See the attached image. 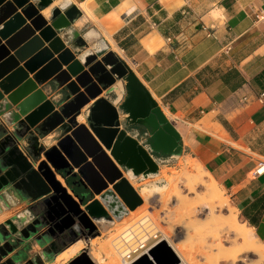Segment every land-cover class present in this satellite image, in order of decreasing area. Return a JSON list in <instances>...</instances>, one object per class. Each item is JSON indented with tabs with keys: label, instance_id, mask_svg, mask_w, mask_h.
<instances>
[{
	"label": "crops",
	"instance_id": "0c3cea01",
	"mask_svg": "<svg viewBox=\"0 0 264 264\" xmlns=\"http://www.w3.org/2000/svg\"><path fill=\"white\" fill-rule=\"evenodd\" d=\"M28 3L38 8V14L56 31L79 65L89 55L101 59L109 52L126 65L178 141L177 154L152 158L157 169L158 161L173 157L188 156L196 160L220 182L238 217L252 227L264 245V172L256 174L258 166L264 165V150L248 147L264 145V97L262 103L257 101L264 94V0H69L64 8L52 7L48 17L41 14L45 8L38 7V0ZM81 4H85L86 10L79 7ZM70 7H75L78 13H74L71 22L65 19V27L55 28L53 24L60 18L54 21L52 12L57 9L64 13ZM10 11L0 28L13 19L17 21L6 39L24 21L21 9ZM166 38L171 42L167 43ZM232 71L239 78L228 85L223 79ZM28 78L32 79L33 75L29 74ZM50 83L49 80L37 86L16 106L0 91V130L12 132L17 122L41 102L58 101L59 92ZM121 83L115 81L85 105L76 118L77 126L88 127L89 109L97 99L103 98L117 110L123 128L127 115L119 110L124 97ZM34 95L39 99L26 105V100ZM218 116L233 128L235 136L229 135ZM145 132L150 135V131ZM34 134L38 146L44 150L55 146L62 137L59 129ZM126 135L148 150L144 146L145 136L141 137L137 130L129 128ZM235 144L246 150L236 148ZM28 146L24 139L19 149L25 154ZM43 159L41 154L38 162ZM62 184L68 189L63 180ZM28 204L18 202L5 190L0 191V218L14 212L0 221V225ZM28 244L31 250L26 253L27 259L38 248L29 241L23 246Z\"/></svg>",
	"mask_w": 264,
	"mask_h": 264
},
{
	"label": "water",
	"instance_id": "95a60500",
	"mask_svg": "<svg viewBox=\"0 0 264 264\" xmlns=\"http://www.w3.org/2000/svg\"><path fill=\"white\" fill-rule=\"evenodd\" d=\"M5 1L0 0V25L10 16L9 9L11 13L21 9L24 21L7 39L6 34L17 20L13 19L0 28V91L8 96L12 106H16L37 86L50 80L51 88L58 91L60 97L58 101L41 102L17 122L12 132L0 130V191L23 190L31 203H41L47 211L72 206L90 225V219L80 210L79 204L83 199L76 197L77 202L74 201L72 190L68 194L67 188L57 181L58 175L65 183L70 178H77V182L85 183L95 196L111 186L122 203L132 210L140 199L118 167H125L127 171L130 169L137 176L156 172L157 165L147 151L126 135L130 127L128 123L148 128L150 151L168 150L171 144L168 127L158 129L157 120L149 115V104L143 95L149 100L150 97L112 52L101 59L89 55L79 65L57 37L56 31L38 14V8L28 3L29 0ZM51 1L38 0V7L46 8ZM72 13H78V10L70 7L61 13L56 9L51 18L55 21L63 17L71 22ZM29 74L33 75L32 79L28 78ZM117 80L122 82V90L127 94L126 100L119 105V110L127 115L123 128L117 110L103 98L97 99L89 109L86 117L88 127L77 126L76 118L80 110ZM38 99V95H34L26 100V105ZM157 119L160 124L164 123L159 114ZM49 129H59L62 137L55 146L44 150L38 146L34 132L42 135ZM24 139L29 144L25 154L19 149ZM41 154L44 159L38 162ZM57 195H60V206H50V201ZM55 214L58 218L62 216ZM27 222L23 221L24 224ZM22 233H26L24 239L27 240L35 229L28 223ZM85 252H80L68 264H91ZM151 255L153 260L144 258L135 264H178L166 243L159 245Z\"/></svg>",
	"mask_w": 264,
	"mask_h": 264
},
{
	"label": "bare ground",
	"instance_id": "6f19581e",
	"mask_svg": "<svg viewBox=\"0 0 264 264\" xmlns=\"http://www.w3.org/2000/svg\"><path fill=\"white\" fill-rule=\"evenodd\" d=\"M68 3L69 0H56L52 5L45 8L41 14L44 17H48L52 7L57 6L64 8ZM79 7L86 10L85 4H81ZM66 22L64 18H61L55 21L53 25L55 28L59 29L65 27ZM110 42L111 41H109V43ZM120 88L121 86L119 84V89ZM79 120L84 121L82 117H80ZM186 168L190 170H185L180 174H173L172 177L166 179L164 178L165 184L162 186L153 185L151 188L143 187L140 192L137 191L139 199L143 202L140 209L134 213L130 212L128 218L115 223L111 229L105 227L102 230L104 232L101 235L102 237L96 241L91 240L89 245H86V243L81 240L77 241L74 245L58 254L49 264H65L75 257V255L77 256L78 253L86 251L87 249L88 254L85 253L88 255L91 264H135L142 261L144 258L153 260L151 254L163 243H166L171 249L178 264H199L195 256H193L194 252L182 250L173 241V237L179 233V231L175 230L176 228L181 229L180 232L185 236V240H188L192 236L191 232L195 229L197 230L199 227L202 228L199 232L200 250L197 251L200 255L209 253L211 248L215 247L217 255L222 261L230 259L231 262H236L240 260L242 253L249 252L257 257V262L255 264L262 261L264 262V245L256 238L252 227L238 224L231 212L226 217L224 215L225 218H215V215L212 216L214 214H212V212L216 202L220 206L224 205V201L216 190L213 178L209 175L210 181L205 182L201 167L196 162H189ZM257 169L259 170V174L264 172V166ZM127 173L125 178L135 190L136 185L131 182L134 175L132 171ZM57 179L62 184L61 178L57 177ZM180 180L185 182L186 189L189 193H197L196 191L198 189H202L204 194L202 196H195L193 200H188L185 198V195L183 198L178 186V183L181 182ZM110 187L97 196L99 202L96 203L100 205L98 209L95 210L91 205H88L84 209L86 210V214L91 215L92 218H94L95 215H100L101 218L102 216L105 217L106 214H110L116 221H119L126 215L129 209L122 203ZM154 196L159 198L161 204L160 211L161 213L163 212L162 214L164 215L162 219L168 224V230H165L158 223V218L161 217L159 214L160 212L155 211L150 216L152 220L151 224L149 219H144L145 216H148L144 215V213H147L150 209L149 200ZM171 200L175 203L174 210H169L168 208ZM204 210L209 211L210 215L208 220L199 222L196 220L198 216L197 213L204 212ZM1 219L2 218H0V220ZM162 219H160V221ZM224 223L227 229L235 234V240L239 244V248L231 255H227L229 251L224 248V237L226 235L221 232ZM216 262L217 261H215V264H217Z\"/></svg>",
	"mask_w": 264,
	"mask_h": 264
},
{
	"label": "flooded vegetation",
	"instance_id": "af4514ba",
	"mask_svg": "<svg viewBox=\"0 0 264 264\" xmlns=\"http://www.w3.org/2000/svg\"><path fill=\"white\" fill-rule=\"evenodd\" d=\"M71 15L74 14L72 13ZM116 90L119 91L118 89ZM143 96L144 100L149 104V115L157 117V114H159V112L155 109L153 102H151V100H149L145 94ZM126 98L127 94L124 93L122 103L126 100ZM128 126H130V129L137 130L140 133L141 137L145 136L144 146H148V150H145L143 146H141V148L147 151L151 158L165 157L168 155L177 154L178 141L169 125L159 123L158 129L164 130V126L168 127L171 140L170 147L168 148V150L154 149L153 151H150L151 145L148 140L150 135H146L145 132L149 131L148 128L138 123H128ZM138 154L141 157L140 151ZM119 168L126 170L125 167ZM129 172H131L130 169L128 170V173ZM154 174H156V172H150L149 174L144 175L149 176ZM57 177L60 176L57 175L56 179ZM57 181L59 180L57 179ZM66 183L65 184L69 189H67L68 194H71L69 192L70 190H72L73 192L71 195L74 201L77 202L76 197L83 199L82 203L79 204V206L80 210L85 214L86 210L82 209V206L86 207L87 205H91V207L93 208L94 204H97L96 202H99L97 196H95L93 192L89 188H87L85 183L77 182V178H70ZM61 185L65 187L63 184ZM94 186L96 187V185ZM4 190L7 194L15 196L18 202L22 203L24 201H27L29 202V204L14 218L8 219L7 221H5V223L0 225V238H2V241L0 242V264H44L45 260L49 261L56 254H60V252L74 245L77 241L81 240L78 238L80 235H83L82 227L84 228L88 226V224L85 219H83L81 213L77 214V211L74 207L69 206V208L64 209L62 207H57L54 212L49 210L47 211L45 205L41 203H31L27 198L28 194L23 190ZM93 199L95 200L94 204H91L93 202ZM59 201L60 195H57L56 199H52L50 201V206L52 205L55 207L56 205H59ZM132 201H135V199H132ZM55 213H60L62 214V216L58 218ZM95 217L99 218L100 215H95ZM103 219L104 218H102V220ZM24 220L28 222L24 224ZM90 220L92 221V217L90 218ZM28 223L32 224V229H35V233L32 234L27 240H25L24 236L26 235V233H22V231L27 227ZM92 223L94 224L93 221ZM28 241L30 243H35L36 245L41 247L40 254L36 253L32 258L29 259L26 258V253L27 251L31 250V245L28 244L26 247L23 246L25 242Z\"/></svg>",
	"mask_w": 264,
	"mask_h": 264
},
{
	"label": "rangeland",
	"instance_id": "374dc122",
	"mask_svg": "<svg viewBox=\"0 0 264 264\" xmlns=\"http://www.w3.org/2000/svg\"><path fill=\"white\" fill-rule=\"evenodd\" d=\"M217 120L223 124L225 130L229 133L230 136H235L233 128H230L228 126L226 120L222 119L219 116L217 117ZM217 137H219L221 139L223 138L222 135H218ZM234 146L236 148H241L242 150H246L245 147H242L239 144H235ZM248 147L252 148V150H256V151L259 150V152H260V150L261 151L264 150V145H261V144H257V145L256 144H249ZM255 158H257V157H255ZM189 162H196L198 165H200L204 181L205 182L210 181V178H209L210 174L207 172V170L202 168L200 163H198L196 160H191L190 157H188V156H179V157H173L171 159H167L166 161H162V162L158 161L157 162L158 163V169L156 171V174H154L152 176L147 177L143 174L133 176V178L131 179V182H133L136 185L135 192L136 193H137V191L140 192V190L143 187L151 188L153 185H157V186L164 185L165 179L172 177L173 174H180L181 172H183L185 170L189 171L190 169L186 168V167H188ZM259 167H261V166H258V168ZM119 169L122 171L123 177L128 172L127 170H123L121 168H119ZM157 172H159V173H157ZM213 180H214L216 190H217L219 196H221L222 200L224 201V205L220 206L216 202L214 204L215 210L213 208L212 214L213 213L214 214L212 216L215 215L214 216L215 218H225L231 212V214L235 217V220L237 221L238 224L249 226L248 224L244 223L241 220V218L238 217V213H237L236 209L234 208L233 204L231 203L230 198L228 196V193L222 188V185L220 184V182H218L215 179H213ZM178 186H179V191H181L182 197L184 198V195H185V198H187L188 200L189 199L193 200V198H195V196H202L204 194V191L202 189H198L199 191L197 190L196 191L197 193H192V194L189 193L186 189V184L183 180L178 183ZM225 199H226V201H225ZM149 201H150L149 202L150 209L147 211V213H144V215H148V216H145L144 219H149V222L151 224L152 220H151L150 216L155 211L160 212L159 214L161 217L158 218V223L165 230H168V228H169L168 224L166 222H164V220L162 219V217L164 215L162 214L163 212L161 213V211H160V205L161 204L159 202V198L157 196H154ZM142 203L143 202L140 200V202H137L136 204H134L133 209L132 210L129 209L128 212L126 213V215H124L119 221H116L110 214H106L105 217L102 216L101 218L100 217L99 218H97V217L92 218V221L94 222V224L91 222L90 225L88 224V226H86L84 228L82 227V232H83L82 234L83 235H80L78 239H81V241L85 242L86 245L87 244L89 245L91 240L96 241V240L100 239V237H102L101 235L104 233L102 230L105 227L111 229L115 223L121 222L122 220L128 218L130 216V212H133V213L136 212L138 209H140ZM91 204H94V201ZM99 206H100L99 203L94 204L93 208L95 210H97ZM174 206H175V203L173 200H171L169 205H168L169 210H174V208H175ZM86 207L82 206V209H85ZM200 213H197L198 219L196 218V220H198L199 222H205L206 220H208V217L210 215L209 211L204 210V212L202 211ZM13 214H14V212L7 214L5 217H2V219L0 221L4 220L5 218H9V216H12ZM144 215H142V216H144ZM224 215H225V217H224ZM88 218L90 219L91 215H88ZM102 218H104V219L102 220ZM160 219H162V220L160 221ZM223 228H222L221 232H222V234L226 235L224 237V241H225L224 248L229 251V253L227 255H231L234 251H236L239 248V244L235 240V238H236L235 234L227 229L225 223L223 224ZM201 229L202 228L199 227L197 230L196 229L193 230L191 232L192 236L190 237V239L185 240V236L183 235V233L180 232L181 229L176 228L175 230L179 231V233L173 237V241L182 250H189L192 253L194 252L193 256H195V259H196V261H198L199 264H215V261H217L216 262L217 264H255L257 262V257H255V255H253V253H249V252L242 253L240 260H238L236 262H231L230 259L227 261H225V260L222 261V259L218 257L215 247H212L211 251L209 253L204 254V255H200L197 251L200 250L199 249V247H200L199 232L201 231ZM34 246H35V244H34ZM86 248H88V247H86ZM87 250H86V253H87ZM36 252L37 253L41 252L40 246H38V248H36ZM79 255H80V253L77 254V256H79ZM77 256L75 255V257H77ZM75 257H73L72 259H74ZM87 258H89L88 255H87ZM53 259H54V257L52 259H50L49 261L45 260L44 264L51 263L53 261ZM72 259H70L65 264H68ZM258 264H264V262L263 261L258 262Z\"/></svg>",
	"mask_w": 264,
	"mask_h": 264
},
{
	"label": "trees",
	"instance_id": "16d2710c",
	"mask_svg": "<svg viewBox=\"0 0 264 264\" xmlns=\"http://www.w3.org/2000/svg\"><path fill=\"white\" fill-rule=\"evenodd\" d=\"M225 77L226 79H223V82L229 85L234 83L239 78V75L236 71H232L228 73V75H226Z\"/></svg>",
	"mask_w": 264,
	"mask_h": 264
},
{
	"label": "built area",
	"instance_id": "2783aa9c",
	"mask_svg": "<svg viewBox=\"0 0 264 264\" xmlns=\"http://www.w3.org/2000/svg\"><path fill=\"white\" fill-rule=\"evenodd\" d=\"M151 26L154 27L155 25L152 24ZM166 42H167V43H170V42H171V39H170V38H166ZM263 97H264V94H260V95L257 97V101L260 102V103H262V99H263ZM243 100H244V102H245L246 99H243ZM258 171H259V170L257 169V170H256V174L260 175V174L258 173Z\"/></svg>",
	"mask_w": 264,
	"mask_h": 264
}]
</instances>
